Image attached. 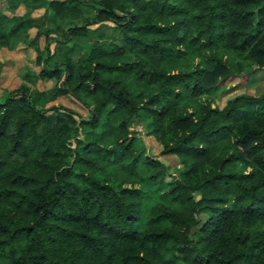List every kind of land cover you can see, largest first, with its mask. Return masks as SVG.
<instances>
[{
	"label": "trees",
	"instance_id": "1",
	"mask_svg": "<svg viewBox=\"0 0 264 264\" xmlns=\"http://www.w3.org/2000/svg\"><path fill=\"white\" fill-rule=\"evenodd\" d=\"M2 1L45 8L0 10V49L52 27L0 95V264H264V91L227 95L264 72V0Z\"/></svg>",
	"mask_w": 264,
	"mask_h": 264
},
{
	"label": "rangeland",
	"instance_id": "2",
	"mask_svg": "<svg viewBox=\"0 0 264 264\" xmlns=\"http://www.w3.org/2000/svg\"><path fill=\"white\" fill-rule=\"evenodd\" d=\"M44 6H28L25 4H20L16 8H8V4L4 1H0V10L7 14L8 16H22L24 18L36 19L38 20L43 11ZM38 23V22H37ZM40 23V22H39ZM46 27H52V23L41 22V25L37 26L36 23L32 25L27 30L23 39H20L12 50L1 48L0 49V95L6 90L15 88L21 82V75L29 70H38V65L35 62V57L37 54L35 46L32 45V40L36 36L38 30H44ZM48 38L43 33L38 36L37 44L40 49L44 48L48 44ZM55 47V42L49 43V48L52 50ZM245 80V79H244ZM244 80L240 82L237 88L230 90L227 95L237 94L242 91H248L251 94H259L264 91V72L255 71L249 78L248 84L244 85ZM240 79L234 77L230 78L227 82L230 86L235 85ZM52 81L38 82V87L40 89H47L52 85ZM53 103L61 104L63 106L72 108L78 111L80 114H84V110L75 103L72 99L66 96L59 97ZM144 142L149 148L152 154L157 155L159 153L160 147L151 137L144 136ZM163 160L170 165H178V160L173 156H164ZM143 192L146 194L147 201H145V223L148 225L149 217L153 215L156 208L160 204V198L158 197V191L155 188L148 186V184L143 185Z\"/></svg>",
	"mask_w": 264,
	"mask_h": 264
}]
</instances>
